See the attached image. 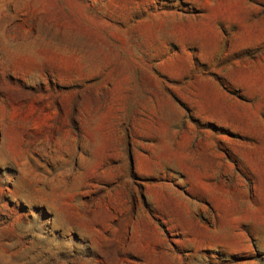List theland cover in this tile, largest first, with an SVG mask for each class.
Instances as JSON below:
<instances>
[{"label": "rangeland", "instance_id": "1", "mask_svg": "<svg viewBox=\"0 0 264 264\" xmlns=\"http://www.w3.org/2000/svg\"><path fill=\"white\" fill-rule=\"evenodd\" d=\"M0 264H264V0H0Z\"/></svg>", "mask_w": 264, "mask_h": 264}]
</instances>
